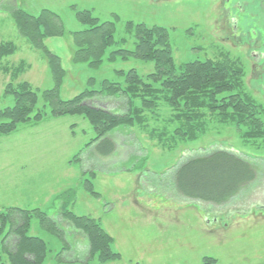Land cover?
Masks as SVG:
<instances>
[{
    "label": "rangeland",
    "instance_id": "1",
    "mask_svg": "<svg viewBox=\"0 0 264 264\" xmlns=\"http://www.w3.org/2000/svg\"><path fill=\"white\" fill-rule=\"evenodd\" d=\"M241 2L243 13L225 15L223 0H0V46H16L15 52L0 57V111L15 106L11 91L23 84L34 89L38 101L27 122L0 133V213L11 215L9 208L41 209L57 222L64 234L54 235L38 219L32 220L28 235L48 246L44 264H100L91 256L83 232L62 217L64 203L76 215L98 220L114 239L113 249L121 259L109 264H207L206 257L216 259L214 264H264V145H245L242 134L248 128L228 119L221 122L217 115H208L207 130L196 140L171 139L176 125L170 123L172 111L164 104L147 112L145 123L101 134L102 140L117 143L112 155L104 157L99 143L93 142L99 132L84 115H51L42 97L54 86L50 67L20 35L11 10L20 7L37 15L48 9L60 17L65 34L48 39L46 45L67 71L60 92L63 100L98 91L106 80L122 83L116 71L135 69L142 76L156 71L155 63L140 60L105 61L98 70L74 64L71 33L85 28L75 14L88 10L102 23H115L116 41L126 38L125 48L130 50L135 41L127 33L129 22L168 29L178 68L208 59L238 61L248 92L264 112V0ZM83 106L121 115L126 103L108 98ZM7 122L11 121L0 120ZM163 131L168 138H162ZM216 150L232 152L256 166L257 179L221 205L182 196L177 185L181 166ZM89 183L97 196L86 191ZM7 225L9 231L12 226ZM15 235L5 242L7 252L18 243ZM1 263L11 261L4 255Z\"/></svg>",
    "mask_w": 264,
    "mask_h": 264
},
{
    "label": "trees",
    "instance_id": "2",
    "mask_svg": "<svg viewBox=\"0 0 264 264\" xmlns=\"http://www.w3.org/2000/svg\"><path fill=\"white\" fill-rule=\"evenodd\" d=\"M10 15L20 35L41 52L48 62L54 86L43 92L42 97L49 105L51 115H84L95 131L99 132L93 142L99 143L104 157L112 155L116 149L114 140L101 139L107 134L105 132L116 127H133L145 123L146 113H154L164 104L172 111L170 123L176 125L171 139L183 142L196 140L207 130L205 120L208 115H217L215 117L219 116L221 122L228 119L248 128L242 134L245 145H264L263 107L248 92L245 70L238 61L228 57L225 60L208 59L188 62L178 68L174 62L168 29L159 26L149 28L144 24L129 22L126 25L127 33L135 41L134 49L130 50L125 48L128 43L126 38L116 41L115 23H102L88 10L76 11V19L85 28L71 33L75 46L74 64H87L91 70H98L105 61L140 60L155 63L156 71L147 76L140 75L135 69L129 72L116 71L123 78L122 83L106 80L98 91L86 90L71 100H63L60 92L67 71L61 58L46 45L48 39L65 34L60 17L48 9L34 15L20 7L13 8ZM9 45L0 46V57L16 51L13 42ZM114 46L117 49L108 53ZM11 92L15 106L0 111L1 121H11L0 123L1 134L11 132L16 125L27 122L38 102L37 93L29 84H23ZM108 98L125 101L126 106L123 112L120 111L121 115L106 109L83 106L87 101ZM161 134L162 138H168L167 132ZM257 170L256 166L232 152L216 150L183 164L177 175V185L185 198L221 205L253 183L257 179ZM86 191L94 196L99 194L91 183L86 185ZM69 207V203H64L61 216L69 218L66 220L83 232L89 241L91 256L97 257L100 264L120 260L121 255L113 249L114 239L101 223L90 216H78ZM9 210L11 215L0 213V264L4 255L11 264H44L48 246L43 239L28 235L32 220L38 219L41 226L54 235L64 234L63 230L41 209ZM7 224L12 226L9 231ZM14 232L18 243L7 252L5 242ZM204 261L214 264L216 259L206 257Z\"/></svg>",
    "mask_w": 264,
    "mask_h": 264
},
{
    "label": "flooded vegetation",
    "instance_id": "3",
    "mask_svg": "<svg viewBox=\"0 0 264 264\" xmlns=\"http://www.w3.org/2000/svg\"><path fill=\"white\" fill-rule=\"evenodd\" d=\"M234 0H223V11L225 15H232L234 13L235 10H237L238 12H244V10L246 8H244L243 6H241V0H236L235 2H233ZM237 12V13H238ZM238 25L237 23H235V25H233V31H232V36H237L236 33H239V29H238ZM230 38V37H228ZM239 43V42H238Z\"/></svg>",
    "mask_w": 264,
    "mask_h": 264
},
{
    "label": "crops",
    "instance_id": "4",
    "mask_svg": "<svg viewBox=\"0 0 264 264\" xmlns=\"http://www.w3.org/2000/svg\"><path fill=\"white\" fill-rule=\"evenodd\" d=\"M115 141V140H114ZM117 144V143H116ZM117 147H118V145H117ZM109 157V156H108Z\"/></svg>",
    "mask_w": 264,
    "mask_h": 264
}]
</instances>
